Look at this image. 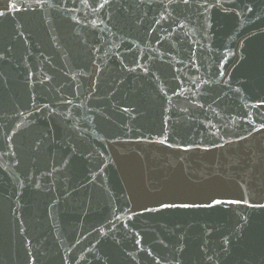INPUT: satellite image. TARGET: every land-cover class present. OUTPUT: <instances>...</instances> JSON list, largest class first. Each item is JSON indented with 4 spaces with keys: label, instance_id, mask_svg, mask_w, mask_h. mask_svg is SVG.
Instances as JSON below:
<instances>
[{
    "label": "water",
    "instance_id": "obj_1",
    "mask_svg": "<svg viewBox=\"0 0 264 264\" xmlns=\"http://www.w3.org/2000/svg\"><path fill=\"white\" fill-rule=\"evenodd\" d=\"M0 13V264H264V0Z\"/></svg>",
    "mask_w": 264,
    "mask_h": 264
},
{
    "label": "snow or ice",
    "instance_id": "obj_2",
    "mask_svg": "<svg viewBox=\"0 0 264 264\" xmlns=\"http://www.w3.org/2000/svg\"><path fill=\"white\" fill-rule=\"evenodd\" d=\"M0 15H3V13H0ZM264 127V125H262ZM162 207H189L190 205L182 204V205H175V204H162Z\"/></svg>",
    "mask_w": 264,
    "mask_h": 264
}]
</instances>
